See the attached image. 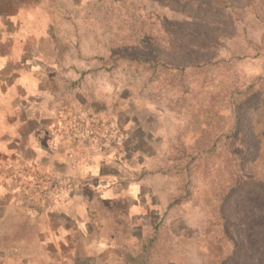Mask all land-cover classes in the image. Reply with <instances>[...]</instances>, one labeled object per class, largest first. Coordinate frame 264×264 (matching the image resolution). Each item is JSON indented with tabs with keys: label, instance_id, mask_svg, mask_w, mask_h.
I'll return each mask as SVG.
<instances>
[{
	"label": "rangeland",
	"instance_id": "1",
	"mask_svg": "<svg viewBox=\"0 0 264 264\" xmlns=\"http://www.w3.org/2000/svg\"><path fill=\"white\" fill-rule=\"evenodd\" d=\"M202 1L212 21L172 0H0V73L18 66L11 95L43 98L63 149L0 166V264H264V208L235 193L264 177V0ZM156 48L227 69L181 87L127 61Z\"/></svg>",
	"mask_w": 264,
	"mask_h": 264
},
{
	"label": "crops",
	"instance_id": "2",
	"mask_svg": "<svg viewBox=\"0 0 264 264\" xmlns=\"http://www.w3.org/2000/svg\"><path fill=\"white\" fill-rule=\"evenodd\" d=\"M5 72L0 73V154L3 155L0 166L16 168L34 163L39 156L44 157L47 165H56L50 164L51 158L63 154V149H58L61 134L57 130V116L42 107L43 98L11 95L12 90L26 88L27 79L21 77L17 65Z\"/></svg>",
	"mask_w": 264,
	"mask_h": 264
},
{
	"label": "trees",
	"instance_id": "3",
	"mask_svg": "<svg viewBox=\"0 0 264 264\" xmlns=\"http://www.w3.org/2000/svg\"><path fill=\"white\" fill-rule=\"evenodd\" d=\"M173 3H188L190 5L187 6H191L192 8H195V11H190V13L193 15V17L195 18H200L203 16H205V18H207V20H205L206 22L212 21L213 20V12H215L216 10L212 9L209 6H206L207 10H202V9H198V6H196V4L193 3H206L202 0H172ZM258 1V0H255ZM221 3H223V5L226 7L227 4L226 3H234L233 0H220ZM193 4V5H192ZM204 12H207V15L204 14ZM203 14V15H201ZM210 16V18H208L207 16ZM191 32H184V31H177L176 35H180V34H184L186 39H188L191 43H192V48H199L202 46L203 48H207L209 45V40H207L205 37L199 36L196 32L193 31V29L190 30ZM201 42V44H200ZM145 51V48L140 50V53L142 54ZM196 52L193 50L190 52V54L192 55V58L195 61L197 60ZM142 55H138L136 56L137 58H132V59H128V63L129 64H137V65H133L136 69L137 72H152L153 75H157V72L162 74V75H167L172 77L171 81L174 82L177 86H181L184 87L185 86V82L187 81L185 78V73L186 71L190 70L193 71L195 67L197 66H188L185 63H176L175 59H172L171 54H163L160 49L156 48V50H154V55L151 59L147 60L145 62V59L143 57H141ZM145 65L142 68L140 67V65ZM179 64V65H177ZM216 67H220V62H217L214 66H212L211 68L208 67V65H199L197 67V69L195 70L194 73H192V76L197 77L200 75H208V73L210 71H206V69L211 70L212 68H216ZM193 69V70H191ZM221 70H225L227 69L226 65H224L223 67H220ZM203 70V73L201 72ZM244 177V180L238 184L235 187V193L238 194L241 197H246L248 195H252V199L256 202H259V205L264 208V177H258L257 175L254 174H246V175H242ZM264 222V219H263ZM260 223V222H259ZM259 223H257L256 226L259 225ZM262 226H264V223H260Z\"/></svg>",
	"mask_w": 264,
	"mask_h": 264
}]
</instances>
